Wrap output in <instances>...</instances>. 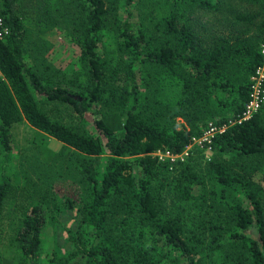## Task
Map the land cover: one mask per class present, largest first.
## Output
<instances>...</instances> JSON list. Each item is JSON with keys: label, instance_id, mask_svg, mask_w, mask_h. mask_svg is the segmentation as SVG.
Returning a JSON list of instances; mask_svg holds the SVG:
<instances>
[{"label": "trees", "instance_id": "obj_1", "mask_svg": "<svg viewBox=\"0 0 264 264\" xmlns=\"http://www.w3.org/2000/svg\"><path fill=\"white\" fill-rule=\"evenodd\" d=\"M116 1H76L70 31L79 47L78 66L66 77L58 69L39 70L25 57L23 20L33 0H0V16L9 28V35L0 40V146L6 153L8 128L23 119L80 156L76 169L85 191L77 211L92 232L71 259L61 261L67 255L57 254L52 262L205 264V253L215 251L230 264H264V195L253 179L264 167L262 111L214 134L205 146L215 159L204 166L194 161L168 170L147 154L158 148L179 154L193 135H200L198 123L205 124L217 114L224 93L232 92L228 117L240 111L247 99V76L260 59L264 0H251L258 5L252 14H233L236 21L258 16L249 35L233 28L212 32L201 23L202 30L196 29L198 22L191 14L218 13L221 0H172L171 7L152 24L153 31L133 23V0H119L123 17L110 20V6L114 3L116 8ZM222 25L231 26L230 22ZM103 47L110 48L108 57L102 54ZM238 59L245 62V71L235 82L231 64ZM148 67L155 70L157 81L165 73L180 87L173 105L162 103L163 113L142 88L151 79ZM46 102L68 105L79 117L97 105L92 131L76 130L49 117L42 109ZM149 110L164 115L168 123L145 116ZM174 116L184 121L179 128ZM226 157L236 160L237 171ZM198 167L209 179V189L202 187L192 196V184L197 181L192 170ZM157 173L162 187L172 191L171 198L180 200L178 210L168 207L163 195L153 194L150 177ZM228 188L233 197L227 195ZM26 198L24 189L1 172L0 224L9 205L21 209L11 238L13 255L5 264L39 263L43 209L40 199L25 205ZM197 199L202 211L192 213L187 206H194ZM111 200L132 210L128 234L116 223H107L106 206ZM216 202L221 211L204 209V203L212 208ZM1 234L0 226V240Z\"/></svg>", "mask_w": 264, "mask_h": 264}, {"label": "rangeland", "instance_id": "obj_2", "mask_svg": "<svg viewBox=\"0 0 264 264\" xmlns=\"http://www.w3.org/2000/svg\"><path fill=\"white\" fill-rule=\"evenodd\" d=\"M76 1L33 0V6L23 20L27 36L25 57L37 69L49 71L52 68L58 69L66 77H70L73 69L77 68L79 47L75 43L74 34L70 31L73 26L72 19L76 12ZM221 1L222 10L218 13L195 12L191 14L192 18L197 19L196 29L202 30L201 26H198L201 23L205 25L204 27L208 31L212 32L215 30L226 32L227 29L233 28L234 32L243 31L244 35L252 34V26L258 16L246 21H236L233 18V14L236 11L252 14L257 11L258 5L251 0ZM171 3L172 0H133L130 4L132 21L136 24H145L153 31L152 24L171 7ZM110 7V20H113L114 17L118 19L123 17L119 0L116 1V8H114V3ZM225 22H230L231 26H223L222 24ZM109 49V47L106 49L103 47L102 54L108 57ZM244 64L245 62L242 59H238L231 64L232 72L230 74L233 81L237 82L243 76L245 71ZM228 70H230L229 67ZM147 72L151 79L148 84L142 85V88L143 86L145 87L146 95L157 104L163 113L162 103L167 102V104L173 105L174 101L179 97V84L174 79L165 76V73L157 81L156 78L154 79L155 70L151 67L147 68ZM142 88L140 91L141 96L143 95ZM231 93H224V96L221 97V103H218L215 109L217 114L212 120L210 119L205 124L198 123L200 134L208 122H217L220 120L219 118L228 117V99ZM149 108L155 109V106H150ZM42 109L49 117L68 124L76 130H86L88 132L92 131V119L98 116L99 111L98 106L93 105L79 117L72 112L68 105L50 102L42 104ZM260 111H262L264 120V102L258 112ZM155 114L157 113L153 110H149L147 113L144 112L145 116L156 118V122L160 124L168 123V121H164V115L161 117V113ZM173 121L176 122L178 128L184 123L181 116H174ZM197 136L199 135H193L192 137L195 138ZM147 154L151 156L155 164L165 165L168 170L194 161H197L199 166H204L215 159L212 150L195 143L185 146L179 154L172 157L164 154L163 149L159 148ZM101 158L103 157L100 156ZM79 159V154L73 149L37 131L23 119L13 123L8 128L7 152L5 153L0 146V173H4L10 183L24 189L27 194L25 205L39 199L41 201L44 221L40 231L41 244L38 264H54L52 260L57 254L67 255L61 261L64 259L69 260L72 258V252L82 244L87 243L90 238L92 231L90 227L80 221V215L77 211V207L81 204L84 197L83 191H85L80 174L76 169ZM224 159L227 163H232L231 168L237 171L239 164L235 162L236 160H231L228 157ZM241 161L244 162L245 159ZM101 164L99 165L101 166ZM192 173L197 178V181L192 184L191 195L196 196L199 194L200 189L202 191V187L204 190L209 189V179L199 167L193 169ZM160 179V173L150 177V188L152 187L153 194H159L158 197L163 195L167 206L172 205L173 211L178 210L181 204L180 200L171 198L172 191L166 186L162 187ZM253 179L263 188L264 195L263 166L256 171ZM198 180L203 182L202 185L199 184ZM227 195L233 197L232 188H228ZM210 202L211 200L208 199L207 203ZM200 203L197 199L194 206L190 204L187 207L191 208L192 213L197 212V210H201V208H198ZM207 203H204L206 206L204 209L208 207L207 210H213L214 208L217 211H221L219 203L216 202L213 207L211 206L212 208H209ZM106 208L107 223H116L123 232L128 234L126 230L131 227V215L128 212L131 211L132 213V210L127 209L116 200H111ZM201 218L203 219L202 216ZM20 219L21 209L17 210L9 205L0 224L2 229L0 264H5V259L10 260L12 258L11 238ZM116 234L117 238L121 237L118 232ZM204 256L203 262L205 264H230L222 260V256L215 251L206 252Z\"/></svg>", "mask_w": 264, "mask_h": 264}, {"label": "built area", "instance_id": "obj_3", "mask_svg": "<svg viewBox=\"0 0 264 264\" xmlns=\"http://www.w3.org/2000/svg\"><path fill=\"white\" fill-rule=\"evenodd\" d=\"M9 35V28L5 25L3 18L0 16V40H4ZM259 62L251 71L247 81V99L243 103L242 108L237 113L225 118L219 122H208L201 134L197 137H191V143L205 146L209 143L210 138L223 131L227 126L239 123L254 115L264 102V32L258 44ZM189 145V144H188ZM186 145V146H188ZM164 154L172 157L176 156L163 151Z\"/></svg>", "mask_w": 264, "mask_h": 264}]
</instances>
